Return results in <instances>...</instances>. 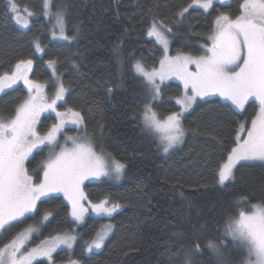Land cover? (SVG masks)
Wrapping results in <instances>:
<instances>
[{"label":"trees","instance_id":"1","mask_svg":"<svg viewBox=\"0 0 264 264\" xmlns=\"http://www.w3.org/2000/svg\"><path fill=\"white\" fill-rule=\"evenodd\" d=\"M57 2L65 6L67 34L75 36L74 42L52 39L49 18L40 14L41 0H16L35 11L28 29L9 18L0 0V70L6 72L18 60L30 58L34 61L32 77L50 81L52 75L45 61L57 60L59 75L69 89L67 106L81 112L87 133L127 167L121 181L102 179L86 184L92 202L108 197L122 206L111 218L114 231L102 249L86 256L81 245L95 237L105 218L88 216L78 227L71 222L61 195L39 206L41 213L52 211L53 218L41 229V235L34 236L35 242L77 232L80 239L72 254L60 250L56 259L73 256L81 264H182L181 250L191 249L197 241L201 254L192 255V264H243L246 250L225 238V224L238 211H249V204L234 202L237 194L246 195L251 204L264 201V162H242L234 181L226 186L216 183L215 172L235 146L238 125L250 127L259 104L253 99L239 111L217 96L199 99L183 117V143L165 153L157 137L143 126L140 117L147 102L146 89L131 68L136 60L146 66L158 64L162 51L146 35L152 20L172 28L169 37L173 51L201 54L199 46L207 42L203 37L212 31L215 17L227 8L239 14L241 0L216 3L207 14L190 9L191 14L183 21L176 13L191 0ZM34 37H39L45 48L43 59L33 52ZM164 90L154 102L161 116L179 109L173 98L182 92V86L172 81ZM26 96L22 84L1 94L0 114L11 117L14 107ZM34 156L28 165L37 177L45 151ZM39 220L36 216L0 235V248L24 227L38 225ZM208 240L227 244L221 249L222 255L206 246ZM178 252L180 256L174 255Z\"/></svg>","mask_w":264,"mask_h":264},{"label":"snow or ice","instance_id":"2","mask_svg":"<svg viewBox=\"0 0 264 264\" xmlns=\"http://www.w3.org/2000/svg\"><path fill=\"white\" fill-rule=\"evenodd\" d=\"M224 3V0H220ZM215 0H191L186 7L176 13L183 21L190 15V9L205 14L214 8ZM4 10L9 18L22 28L28 29L35 13L26 12L16 0H3ZM238 15L218 14L213 21L212 31L203 37L207 42L199 47L203 55L193 56L177 52L169 55V35L172 28L163 21L152 20L146 30L147 37L153 39L163 52L158 66L147 68L136 60L131 68L135 75L142 78L147 102L143 105L141 120L146 130L155 135L162 151L167 153L184 141V114L192 107L197 98L218 95L229 101L237 109L244 110L250 99L259 101V110L250 120V127L240 123L236 130L235 146L230 149L226 159L217 165L216 183L226 186L235 179V170L242 161L264 162V0H241ZM42 16L49 18L52 39L74 42L75 36L68 35L65 6L57 0H41ZM54 21V22H53ZM34 54L43 59L46 55L39 37L31 41ZM51 69L55 89L51 96L45 94L46 85L29 78L33 70L32 59H20L11 72L0 74V93L22 83L27 97L13 109V115L0 119V235L11 232L27 220L40 216L38 226L29 225L17 232L9 243L0 248V264H34L44 258L47 264H55L53 254L58 249L71 251L80 237L72 232L56 234L41 240L31 247L33 236L42 234L41 229L51 222L53 212L39 206L63 196L71 222L83 224L89 212L99 217L112 218L122 207L105 197L92 203L84 192L85 181L99 180L102 177L120 179L127 164L116 159L111 153H98L88 136L84 116L80 111L69 107L65 87L57 75V60L45 61ZM194 69V70H193ZM183 84V92L173 98L179 111H173L163 118L152 107L162 94V85L171 78ZM111 92V89H108ZM59 107L63 111L58 110ZM44 113H54L56 122L41 133L38 125ZM71 125L77 132L85 135L70 136L66 126ZM63 137V142H61ZM47 149V156L39 165L34 178L27 164L34 153ZM236 204H249V211H238L235 218L229 217L225 224L224 236L246 250L243 264H264V201L251 204L248 197L237 194ZM113 226L106 224L96 232L90 241L81 245L83 254H94L102 249ZM219 239V238H217ZM217 255L227 247L223 240L206 245ZM183 253L182 264H192V255L201 254L200 243L193 241L191 249ZM181 252L174 255L180 256ZM68 264H81L78 259H69Z\"/></svg>","mask_w":264,"mask_h":264},{"label":"rangeland","instance_id":"3","mask_svg":"<svg viewBox=\"0 0 264 264\" xmlns=\"http://www.w3.org/2000/svg\"><path fill=\"white\" fill-rule=\"evenodd\" d=\"M231 1H233V0H224V3H221L220 2V0H215V3H214V5L216 4V3H221V4H230L231 3ZM20 6V8L22 9V12H21V14L22 15H26V12L25 11H23V10H27V12H32V13H35V11L32 9V8H30V6H27V5H19ZM221 13H224V14H228V15H230V16H232L233 18L236 16V15H234V13L233 12H231V10L229 9V8H227V9H223L221 12H220V14ZM238 15V14H237ZM19 25V24H18ZM31 25V24H30ZM20 26V25H19ZM21 27V26H20ZM30 27V26H29ZM22 28V27H21ZM169 38V41H170V43H169V55H175L177 52H182V53H184V54H188V55H193V56H199V55H203V53H201V54H194V53H191V52H185V51H173L172 50V46H171V39H170V37H168ZM59 40H61V39H59ZM61 41H64V40H61ZM40 55H42V54H40ZM163 56V52H162V54H161V57ZM161 57H160V59H161ZM159 59V60H160ZM145 66H146V64H144ZM14 66V65H13ZM13 66H12V68L10 69V70H8V71H6V72H11L12 70H13ZM154 66H158V64L157 65H154ZM147 68H151V67H153V66H146ZM194 70V69H193ZM33 71V70H32ZM50 71H51V69H50ZM2 73H4L3 71H1L0 70V74H2ZM32 73V72H31ZM31 73H29V78L31 79V80H34V81H36L37 83H40V84H43V85H46V87H45V89H44V92H45V94L46 95H48V96H51L53 93H54V91H55V89L53 88V87H51V84H52V81H53V77H52V79L50 80V81H46V80H40V81H38V80H36V79H34L33 77H32V75H31ZM56 73H57V75H59L60 73H59V71H58V68H56ZM60 76V75H59ZM172 81H175V82H178V83H180L181 84V86H182V92H183V84H182V82L181 81H179L178 79H176V78H171V79H168V80H166L165 82H164V84L162 85V94H161V96H160V98L163 96V93H164V89H165V87H166V85L168 84V83H170V82H172ZM19 84H22V83H19ZM19 84H16V85H19ZM16 85H14V86H16ZM23 85V84H22ZM13 86V87H14ZM24 86V85H23ZM12 87V88H13ZM25 88V87H24ZM11 89V88H10ZM26 89V88H25ZM7 90H9V89H6L5 90V92L7 91ZM182 92L180 93V94H178L176 97H179V96H181L182 95ZM1 94H3V93H0V95ZM27 95H28V93H27ZM214 96H217V97H220V96H218V95H212V96H207V97H204V98H208V97H214ZM27 97V96H26ZM25 97V98H26ZM66 98V97H65ZM159 98V99H160ZM175 98V97H174ZM203 98V99H204ZM220 98H222L223 100H224V98L223 97H220ZM158 99V100H159ZM200 98H197V100H196V102L199 100ZM254 99V98H253ZM253 99H250L249 101H251V100H253ZM255 100V99H254ZM257 101V103L259 104V101L258 100H256ZM155 102V101H154ZM154 102H152V107H153V109L157 112V114L160 116V118H163L164 116H161L159 113H158V111H157V109L155 108V106H154ZM195 102V103H196ZM195 103L192 105V107L188 110V112L193 108V106L195 105ZM247 105V104H246ZM245 105V106H246ZM234 106V105H233ZM235 107V106H234ZM236 108V107H235ZM237 109V108H236ZM58 110H60V111H63L64 109L63 108H61V107H59V105H58ZM239 111H244V110H240V109H238ZM258 110H259V106H258ZM258 110H257V112H258ZM176 111H179V109L178 110H176ZM187 113V112H186ZM185 113V114H186ZM170 114V113H169ZM184 114V115H185ZM166 116V115H165ZM1 117H3V118H1ZM5 117V114L3 113V115H2V113L0 114V119H7V118H4ZM9 117V116H8ZM10 118V117H9ZM40 120H41V124L40 125H38L37 127H38V129H39V131L41 132V133H43V132H45L46 130H47V128L48 127H50L53 123H55L56 122V118H55V114L54 113H44L42 116H41V118H40ZM182 123H183V120H182ZM65 131H66V133L68 134V135H70V136H75V135H85V132L84 131H81V132H77V130H76V128H74L73 126H71V125H68V126H66V128H65ZM86 135L88 136V138L90 139V141L92 142V144H93V146H94V148H95V150L98 152V153H100V152H105V153H109L108 151H106L105 149H103V148H101L99 145H98V143L95 141V139L89 134V133H87V131H86ZM185 137V136H184ZM61 139V142H63V137H61L60 138ZM175 148V147H174ZM173 149V148H172ZM171 149H169V151H170ZM44 151H45V158H46V156H47V149H44ZM35 154V153H34ZM44 158V159H45ZM31 159V158H30ZM242 162H245V161H242ZM241 162V163H242ZM27 167H28V169H29V172H30V174L31 175H33V177L34 178H36V176L34 175V173H33V171L29 168V165L27 164ZM125 171H126V169H125ZM39 172V171H38ZM124 176H125V172H124V174L120 177V179H112V180H116V181H121L123 178H124ZM102 179H111V178H106V177H102V178H100L99 180H92V181H85L84 182V185H83V189H84V192L86 193V184L88 183V182H95V181H100V180H102ZM87 194V193H86ZM62 196V195H61ZM63 197V196H62ZM108 198V197H107ZM89 199V198H88ZM104 199V198H103ZM90 200V199H89ZM97 202H99V201H96V202H92V203H97ZM113 202V201H112ZM115 203V202H114ZM245 211V210H244ZM245 212H247V211H245ZM115 214V213H114ZM113 214V215H114ZM88 216H94V217H99V216H96L95 214H93V213H91V212H89L88 214H86V216H85V220H86V218L88 217ZM101 218H104V217H101ZM85 220H84V222H85ZM83 222V223H84ZM106 224H111L112 226H113V228H112V231H111V233L108 235V238L111 236V234L113 233V231H114V223H113V221H112V219L110 218H105V221H103L102 222V227H101V229L99 230V231H101L102 229H103V226L104 225H106ZM82 224H80V225H77L78 227L79 226H81ZM33 226H38V225H33ZM26 227H28V226H26ZM26 227H24V228H26ZM72 234H76V235H78V233L77 232H75V233H72ZM35 236V235H34ZM34 236H33V238H32V243H31V247H35L36 245H38L39 243H40V241H38V242H35V240H34ZM107 238V239H108ZM230 239H231V237H229ZM107 239H106V241H107ZM44 240V239H43ZM106 241H105V243H106ZM75 246V245H74ZM61 249H58L57 250V253L60 251ZM100 250V249H99ZM72 251H73V249L71 250V251H69L71 254H72ZM94 251H98V250H94ZM57 253H54L53 254V259H54V261H55V264H68V262H69V260L68 259H56V257H55V255L57 254ZM69 259H76L75 257H73V256H71ZM34 264H47V261L44 259V258H39L37 261H35L34 262Z\"/></svg>","mask_w":264,"mask_h":264},{"label":"bare ground","instance_id":"4","mask_svg":"<svg viewBox=\"0 0 264 264\" xmlns=\"http://www.w3.org/2000/svg\"><path fill=\"white\" fill-rule=\"evenodd\" d=\"M181 145V144H180ZM120 211V210H119Z\"/></svg>","mask_w":264,"mask_h":264}]
</instances>
